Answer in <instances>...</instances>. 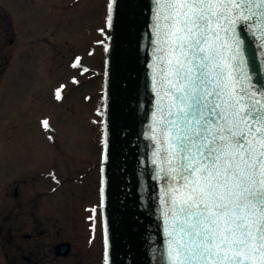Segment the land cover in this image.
<instances>
[{"label": "snow or ice", "instance_id": "1", "mask_svg": "<svg viewBox=\"0 0 264 264\" xmlns=\"http://www.w3.org/2000/svg\"><path fill=\"white\" fill-rule=\"evenodd\" d=\"M144 38L137 163L163 237L153 264H264V0H150ZM102 132L101 205L106 121Z\"/></svg>", "mask_w": 264, "mask_h": 264}, {"label": "rangeland", "instance_id": "2", "mask_svg": "<svg viewBox=\"0 0 264 264\" xmlns=\"http://www.w3.org/2000/svg\"><path fill=\"white\" fill-rule=\"evenodd\" d=\"M31 3L0 0V264H14L11 243L6 241L17 202L14 178L49 157L48 163L62 177L76 178L97 158L100 138L99 92L109 0ZM31 13V19L25 17ZM94 180L96 175L91 174L77 187L68 181L62 195L56 193L42 203L44 211L50 202H61L63 210H47L61 220L48 228L59 229V238L71 240L74 248L66 259L56 260L50 252L48 258L44 253L49 243L58 239H47L32 264H99L98 244L92 254L79 237L82 199L94 193L96 200Z\"/></svg>", "mask_w": 264, "mask_h": 264}, {"label": "water", "instance_id": "3", "mask_svg": "<svg viewBox=\"0 0 264 264\" xmlns=\"http://www.w3.org/2000/svg\"><path fill=\"white\" fill-rule=\"evenodd\" d=\"M149 5L150 0H116L111 25L108 22L107 26L102 128L106 121L109 159L101 217L104 252L105 223L109 232L110 264H153L152 238L163 243L156 230L152 203H141L137 163L143 151L140 134L147 112L144 84L148 41L144 37ZM245 38L249 39L246 34ZM65 251L67 244L60 246L58 254Z\"/></svg>", "mask_w": 264, "mask_h": 264}, {"label": "flooded vegetation", "instance_id": "4", "mask_svg": "<svg viewBox=\"0 0 264 264\" xmlns=\"http://www.w3.org/2000/svg\"><path fill=\"white\" fill-rule=\"evenodd\" d=\"M26 1V0H24ZM33 1V0H32ZM31 3V0H28ZM32 5V3H31ZM33 14L25 15V17L31 19ZM100 102V99H99ZM99 117V113H98ZM100 132V126H99ZM97 158H94L93 164L86 168L85 172L79 173L76 178H68L67 175H62L57 172L55 165L50 162H39L36 167H29L24 170L17 179L14 178L13 197L17 201L13 210V227L10 229V235L6 239L7 243H11V252L13 256V263L21 264L26 262L29 264L36 263L38 261L41 249L45 246L43 242L47 239L57 240L55 243H49L48 250L44 255L48 258L47 254L50 252L56 260H62L70 257L73 252L74 244L71 240L60 239L61 231L56 229L55 232H51L48 226H56L61 222L57 217L50 215L47 210L52 208L61 211L63 207L61 202L52 201L49 203V207H45L42 210L43 202L46 199L53 198L54 195L63 194L62 187H64L68 181L70 184L77 187L82 184L84 179L89 181L90 175H96V188L95 195L96 200L92 199L93 194H88L82 199L81 216L79 223L82 227L79 237L82 239V245L87 252L92 251L95 254V247L98 244L97 256L98 263L101 264V246H102V229H101V210H100V163H101V144L100 138L98 143ZM94 183V182H93ZM54 202V203H53ZM68 207V206H67ZM77 208L71 206V208ZM29 208V209H28ZM66 208V207H65ZM68 214H66L67 216ZM76 221L75 216L72 218ZM46 224L47 227H43ZM28 227V228H26ZM76 228V227H75ZM39 241H41L39 243ZM91 241V243H90ZM68 245V251L64 254H58L60 246ZM77 256V254H76ZM95 257V255H93ZM9 255L5 254V258L8 259Z\"/></svg>", "mask_w": 264, "mask_h": 264}]
</instances>
